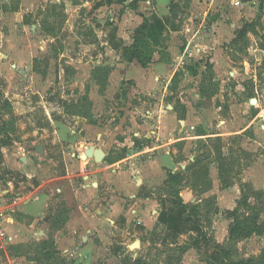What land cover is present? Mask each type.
<instances>
[{"label": "rangeland", "instance_id": "1", "mask_svg": "<svg viewBox=\"0 0 264 264\" xmlns=\"http://www.w3.org/2000/svg\"><path fill=\"white\" fill-rule=\"evenodd\" d=\"M23 1L32 5L33 13H25L22 18L16 15L3 18L6 11L21 7ZM70 1L80 6L68 12L69 7L63 0H0V126H3L0 142L7 141V136L11 140H29L32 145L49 141V148L51 140L65 136L69 139L62 144V155L70 154L72 149L68 145L72 142L74 146H92L90 143L96 142L106 147L110 157L127 152L130 155L132 151L125 143L128 134L118 126H145L147 129L135 137L143 144H157L161 138L154 131L159 132L157 126L163 125L159 114L167 116L172 109L167 107L169 104L178 118L175 122L165 120L167 126H201L210 134L221 131V126H229L228 129L250 126L239 135L193 142L197 144L196 163L206 160L205 171L208 166L214 171L226 170L229 179L248 184L251 193L253 190L264 192V0H239L238 4L236 0H151V3H141V9L135 1ZM168 7L172 15L167 22L172 21V26L180 30L189 28L187 37L181 33L177 36L179 48L184 50L190 39L189 49L178 66L168 68L169 72L162 70L160 83H147L142 92L135 79H127L128 71L133 73L136 65L130 68L117 65L127 61L125 52L136 39V28L141 25L139 17L150 16L147 37L139 36L137 41L143 57L153 56L156 60L148 70L152 69L149 71L157 78V33L152 34L151 29L155 24L157 27V21L154 22L157 9L165 13ZM23 8L26 10L25 5ZM34 14L36 27L28 25L30 15ZM107 41L109 46L105 44ZM167 54L163 50V58L168 59ZM133 61L137 63L136 59ZM252 99L257 102L253 103ZM80 113L87 121L74 116ZM95 125L103 130H96ZM41 126L45 131L38 128ZM75 126L90 127L73 132ZM188 128L184 133L192 134L193 130ZM55 129L58 132L54 133ZM18 131L30 135L23 139L24 135L15 136ZM97 131H105L102 140L95 136ZM131 132L129 136L135 133ZM174 147L180 158L183 149L187 153L191 145ZM47 161L50 172L44 176L59 174L55 173L56 164L50 158ZM124 167L121 164L116 169ZM3 173L5 177L14 174L13 169H4ZM24 180L20 179L19 186L26 190ZM203 180L204 188L211 185L206 176ZM200 183L197 178L191 182ZM68 184L56 182L47 189L54 208L53 226L44 228L40 222L35 226V230L44 228L45 234L39 232L40 239L30 234L24 243L9 244L5 252L0 249V264H11L9 255L11 260L18 257L15 263L22 264H137L135 260L139 264H240L241 261L264 264V229L230 241L228 228L232 219L225 210L215 212L213 205L208 207L212 211L211 224L205 216L202 218L204 228L208 229L203 230L205 243L199 242L197 249L189 247L188 235L182 237L179 246L161 243L163 225L140 230V216L134 215L125 242L118 239L115 242V236L108 243L95 239L96 244L92 242L91 246L98 245V248L86 261L81 256L89 250L78 253L82 250L79 246L83 248L85 244H74L66 236L64 239L62 232H54L65 223L70 205L75 204L58 191L57 187ZM230 196V202L226 203L229 206L234 198ZM212 198H209L211 202ZM250 201L254 203L255 198L251 197ZM206 209H202L203 214ZM213 220L218 221L214 230ZM260 220L264 222V212ZM126 230L119 234H126ZM65 234L69 235L70 230ZM135 239H142L141 246L128 249V244ZM218 245L224 246V254ZM203 248L207 249L205 253Z\"/></svg>", "mask_w": 264, "mask_h": 264}, {"label": "crops", "instance_id": "2", "mask_svg": "<svg viewBox=\"0 0 264 264\" xmlns=\"http://www.w3.org/2000/svg\"><path fill=\"white\" fill-rule=\"evenodd\" d=\"M60 1L62 2V0ZM133 1L126 0L127 3ZM63 2L69 7L67 9L68 12L70 8L74 7V10H76L80 6V4L70 0H63ZM137 3L138 9H141V3H151V0H139ZM24 5L26 10L23 8ZM31 8H33L32 5H28L23 1L21 7L6 11L3 18L5 19L6 16L10 18L14 15L22 18L21 15L25 13H33L34 9L31 10ZM168 9L165 13L161 12L162 14L157 9V16L154 19V22L157 21V27L155 24L151 29L152 34L157 33V78H155V73L149 71L152 69L148 70L150 66L156 64L154 58L145 66L138 60L137 63L136 61H126L117 65L120 67L125 65L129 68L130 65H136L137 68L135 67L136 69L133 73L128 71L127 79H135L134 81L139 89H143L141 90L142 92L145 90L147 83H155V81L160 83V78L163 77L161 75L162 70L166 72L168 68L178 66L183 61L186 50L189 49L190 39L186 43L185 50L182 47L179 48L177 43V36L181 33L187 37L190 31L189 28L186 27L182 30L172 28L166 20L171 16L170 8L168 7ZM147 16L144 15V17ZM32 18L36 20V14L33 17L30 15V23L28 25L36 27ZM139 20H141L140 23L142 24L144 18L139 17ZM106 31L108 32V30ZM105 35L108 36L107 34ZM105 44L109 46L108 41ZM28 47L26 49H30ZM15 50L18 51V48H15ZM163 50L168 53V59L163 58ZM154 69L156 70L155 66ZM167 107L172 109H169L170 112L167 116L159 114L161 117L159 121L163 125L157 126L159 132L157 130L154 131V134H159L161 138V141H158L157 144H143L139 142L138 137H135L141 135V130L147 129L145 126H118L125 134H128L125 143L128 145L129 151H132L130 155L127 152L110 157L106 147L96 144V142L90 143V145L95 146V154L87 159H83L81 155L89 146L80 144L82 142L79 144L83 148H80L78 144L74 146L72 142L68 146L70 149L77 151L72 152L70 150L69 155H62L64 152L61 150L62 144L69 139L68 137L65 138V136L57 140H51L50 146H54V149L47 147L49 141H41L40 144L32 145L29 144V140H11L8 136L7 141H1L0 207L4 210L5 215L3 219L0 218V224L1 229L6 232L11 240L0 239V249L5 252L9 244H14L15 242L24 243L31 237L30 234H34L37 239H40L39 232L45 234V226H53L52 214L54 208H51V193L47 189H51L56 182L61 181H67L69 184L68 186L57 187L58 191L67 198L72 199L75 204L70 205L71 208H69L67 220L60 227L54 229V232H62L63 238L65 239L66 236L74 244L78 242L85 244L83 248L79 246V249L82 250L78 251V253L81 255L85 253V249H88L89 251L81 256L86 261L91 259V252L96 251L98 248V245L91 246L92 242L96 244L95 239L108 243L110 241L113 242V237L115 236V242H119L118 240L125 242L130 235L131 222L135 218L134 215L140 216L141 222L138 223L140 230L152 229L157 224L163 225V234L159 239L161 243L168 244L169 247L182 245L181 239L185 235L189 236L190 248L197 249L199 242L205 243L203 230L207 231L208 227L204 228L202 225H195L193 217L189 215V206L201 203L200 207L204 209L206 207L204 202L213 197L215 205L220 211L233 210L236 208L237 200L241 196V187L239 180H232L233 182L226 186L224 179H229L227 177L228 174L224 171L221 172V169L214 171L208 166V170L205 171L206 160L203 161L201 159L196 163L197 144H193V142L213 137L239 135L250 126L243 127V129H228L227 127L229 126H221L219 129L222 130L216 134L208 133L204 130L205 127L202 128L201 126H167L165 120L168 119L169 122H175L178 118L174 107L169 104ZM74 116L82 117L87 121V117L84 115L76 114ZM2 127L0 126V130ZM89 127L75 126L72 131L75 132L77 129L82 131ZM188 127L193 130L192 134L184 133ZM38 128L44 130L42 126ZM94 128L103 130L96 125ZM131 131H135V133L129 136ZM56 132L58 130L55 129L54 133ZM7 133L11 135V132ZM104 133L105 131H97L95 136L102 140ZM2 134L7 135L6 133ZM27 134L30 135L29 132L18 131L15 136L24 135L22 137L24 139L29 137V135L25 136ZM145 138L148 141L147 135ZM70 140L74 141V139ZM177 144L182 146L190 144L191 148L187 153L184 148V154L179 158L181 154H179L178 149L173 150V145L176 148ZM38 146L42 147V153L36 151ZM149 153L151 154L149 155ZM141 154L142 157H140ZM48 158L56 164L55 173L59 174H52V177L44 176L50 169ZM121 164L126 165V167L117 170L116 166L119 167ZM4 169H13L14 174L9 173L5 177ZM200 169L203 170L200 172ZM67 170L71 173L69 174ZM169 173H181L185 177L178 185L179 195L182 199L181 203H179L177 195L172 192L173 189L169 186ZM42 174L43 178H41ZM204 176L211 180V185L206 188L202 184ZM24 178L23 184L27 185L26 190L24 186H19L22 185L19 182L20 179ZM193 178H197L201 183L199 185L191 184ZM22 189L25 191H21ZM102 190H104L103 193ZM230 195L234 196V198L229 206L226 203L230 202ZM22 200L23 202H21ZM40 222L44 228L35 230V226ZM213 223L212 228L214 230L217 228L218 221L213 220ZM66 230H70L69 235L65 234ZM124 230H126V234H119ZM56 242L61 245L60 240H56ZM141 243L142 239H135L132 244H128V249H133L134 246L140 247ZM75 248L73 246V251ZM204 249H207L203 248L202 251L205 253ZM210 252L208 249V255L211 254ZM11 258L9 255L8 259L11 264H22L21 262L15 263L19 259L18 257L15 260H11Z\"/></svg>", "mask_w": 264, "mask_h": 264}, {"label": "trees", "instance_id": "3", "mask_svg": "<svg viewBox=\"0 0 264 264\" xmlns=\"http://www.w3.org/2000/svg\"><path fill=\"white\" fill-rule=\"evenodd\" d=\"M136 3L139 0H134ZM133 1V2H134ZM138 4V3H137ZM174 6V4H173ZM0 12H1V6H0ZM172 15V10H171ZM173 18V17H172ZM169 19V18H167ZM173 20V19H171ZM149 19L145 18L143 23L136 28V39L133 42L131 46H129L126 49L125 52V58L127 61H133L138 60L143 66L147 65L152 61V57L144 58L143 57V51L142 48L138 46L137 37L139 36H145L147 37V33L149 32ZM172 28H175V26H172V21L167 22ZM249 25V24H247ZM252 25V24H251ZM145 55V54H144ZM67 109V107H66ZM81 114V113H80ZM224 159V158H223ZM226 159V158H225ZM221 172L222 169H221ZM226 172V170L224 171ZM185 177L181 173H169V186L173 189L172 192L177 195V199L179 200V203H181L182 199L179 195L178 185L181 183ZM225 180V185H230L233 181L232 180ZM241 196L237 200V206L233 210H226L225 213L228 216V218L232 219V222L229 224L228 228V239L230 241H236L238 239H241V237L249 236L252 233L260 232L262 229H264V222H261L260 217L262 213L264 212V192L262 190H253L251 193L250 186L246 183H241ZM178 192V193H177ZM251 197L255 198V202L252 203L250 201ZM205 206L207 207L206 213L203 214V210L201 209V203L193 204V205H187L189 206V215H191L194 219L195 225H206L203 223L202 218L205 216L207 219V223L211 224L210 219V212H212L208 207L213 205V209L215 212H219V208L215 205L214 198L211 200L207 199L205 202ZM191 210H196L194 213H191ZM218 244L216 240H214ZM217 248L224 254V246L218 245ZM137 264H139V260H135ZM240 264H243V261L239 262Z\"/></svg>", "mask_w": 264, "mask_h": 264}, {"label": "water", "instance_id": "4", "mask_svg": "<svg viewBox=\"0 0 264 264\" xmlns=\"http://www.w3.org/2000/svg\"><path fill=\"white\" fill-rule=\"evenodd\" d=\"M252 102L253 103H256L257 100L256 99H252ZM36 151L39 152V153H42L43 150H42V147L41 146H38L36 148ZM95 154V146H89L85 149L84 153L81 155V157L83 159H87L89 157H92L93 155Z\"/></svg>", "mask_w": 264, "mask_h": 264}, {"label": "built area", "instance_id": "5", "mask_svg": "<svg viewBox=\"0 0 264 264\" xmlns=\"http://www.w3.org/2000/svg\"><path fill=\"white\" fill-rule=\"evenodd\" d=\"M236 3H239V0H236ZM5 215L4 210L0 207V218L3 219ZM0 239L1 240H11V238L6 234L4 230L1 229V224H0Z\"/></svg>", "mask_w": 264, "mask_h": 264}]
</instances>
